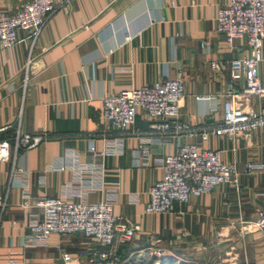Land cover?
I'll return each instance as SVG.
<instances>
[{
  "label": "crops",
  "instance_id": "obj_1",
  "mask_svg": "<svg viewBox=\"0 0 264 264\" xmlns=\"http://www.w3.org/2000/svg\"><path fill=\"white\" fill-rule=\"evenodd\" d=\"M23 1L0 0V10ZM226 1L53 0L35 36L19 28L10 46H0V140L9 144L8 159L0 160V264L8 258L59 264L61 252L104 248L81 233H51L45 245H24L29 221L42 214L31 203L41 197L111 200L112 213L136 226L118 249L122 263L144 250L151 257L156 247L186 264H264V228L238 234L264 210V170H245L246 163H264V127L233 138L210 133L158 143L145 133L150 119L141 108L132 125L144 131L140 135L115 134L101 117L104 94L178 78L184 90L178 119L216 125L226 85L243 82L242 74L232 76L229 61L248 53L244 39L228 45L215 31L216 11ZM261 53L264 87V36ZM247 106L257 109V97ZM17 131L46 139L15 150ZM179 143L217 150L222 161L235 164L236 184L222 182L170 211L145 213L148 189L161 175L159 158ZM18 167L20 174L12 172ZM23 189L29 206L22 205Z\"/></svg>",
  "mask_w": 264,
  "mask_h": 264
},
{
  "label": "built area",
  "instance_id": "obj_2",
  "mask_svg": "<svg viewBox=\"0 0 264 264\" xmlns=\"http://www.w3.org/2000/svg\"><path fill=\"white\" fill-rule=\"evenodd\" d=\"M53 0H24L11 11L0 10V46L8 47L16 39L19 28L28 29L35 36L54 10ZM215 31L231 45L235 39H244L248 53L229 61L233 77L242 74L239 88L228 83L224 89L223 113L216 125L193 127L178 119L179 101L184 95L183 83L178 78H164L149 85L128 87L101 97V117L111 130L120 136L140 135L144 131L133 128L136 110L141 108L149 117L147 130L150 139L162 143L171 137L208 134L233 138L255 128L264 127V87L258 78V63L262 60L261 44L264 36V0H227L215 14ZM30 55L24 65V77ZM214 66V62H211ZM251 96L258 99V108L247 105ZM196 98H207L196 95ZM46 139L45 134L17 131L13 137L14 149H27ZM89 149L93 146L89 144ZM9 155L7 140H0V160ZM143 158H146L144 155ZM161 175L150 185L148 199L143 206L145 213L167 212L175 203L185 202L190 195L208 192L219 183L237 181L234 163L221 160L217 150L198 149L193 143H179L174 151L159 158ZM62 168L61 165L58 166ZM264 170V163H246L245 170ZM20 174L22 170L12 169ZM22 205L29 206V195L23 189ZM41 208V218L31 219L28 234L23 243L27 246L45 245L49 234L81 233L92 237L104 248L61 252L59 264H80L84 259L91 264H114L119 260L117 251L129 241L136 230L134 223L112 213L109 199L89 202L69 201L57 197H41L33 200ZM232 224V223H231ZM264 228V210H258L255 218L238 229V234ZM160 254V250L155 251ZM7 264H16L13 258Z\"/></svg>",
  "mask_w": 264,
  "mask_h": 264
},
{
  "label": "rangeland",
  "instance_id": "obj_3",
  "mask_svg": "<svg viewBox=\"0 0 264 264\" xmlns=\"http://www.w3.org/2000/svg\"><path fill=\"white\" fill-rule=\"evenodd\" d=\"M157 249L160 250V254L155 253ZM148 251L149 250H144V252L133 254L124 263H122V260L120 258L121 256L118 254L117 251V256L119 260L116 261L114 264H164L168 262V258H172V256L166 251L164 252L163 249L155 247L154 249H152L151 257ZM182 260L184 261V258Z\"/></svg>",
  "mask_w": 264,
  "mask_h": 264
},
{
  "label": "trees",
  "instance_id": "obj_4",
  "mask_svg": "<svg viewBox=\"0 0 264 264\" xmlns=\"http://www.w3.org/2000/svg\"><path fill=\"white\" fill-rule=\"evenodd\" d=\"M167 263L164 264H186L183 260H176L175 258H168Z\"/></svg>",
  "mask_w": 264,
  "mask_h": 264
}]
</instances>
